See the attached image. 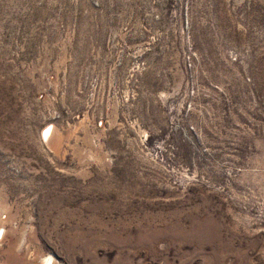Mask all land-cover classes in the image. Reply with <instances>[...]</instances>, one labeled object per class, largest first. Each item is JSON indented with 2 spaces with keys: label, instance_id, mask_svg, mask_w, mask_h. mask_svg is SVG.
<instances>
[{
  "label": "rangeland",
  "instance_id": "374dc122",
  "mask_svg": "<svg viewBox=\"0 0 264 264\" xmlns=\"http://www.w3.org/2000/svg\"><path fill=\"white\" fill-rule=\"evenodd\" d=\"M46 258L264 264V0H0V264Z\"/></svg>",
  "mask_w": 264,
  "mask_h": 264
},
{
  "label": "bare ground",
  "instance_id": "6f19581e",
  "mask_svg": "<svg viewBox=\"0 0 264 264\" xmlns=\"http://www.w3.org/2000/svg\"><path fill=\"white\" fill-rule=\"evenodd\" d=\"M47 137L50 135V131L47 132ZM53 259V258H52ZM52 259L51 258H46L43 262V264H51L52 263Z\"/></svg>",
  "mask_w": 264,
  "mask_h": 264
}]
</instances>
